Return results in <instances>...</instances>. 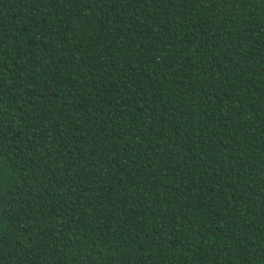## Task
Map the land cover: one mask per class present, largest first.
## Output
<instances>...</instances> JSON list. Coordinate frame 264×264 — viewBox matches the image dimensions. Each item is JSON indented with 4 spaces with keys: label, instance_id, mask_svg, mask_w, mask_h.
Returning <instances> with one entry per match:
<instances>
[{
    "label": "trees",
    "instance_id": "16d2710c",
    "mask_svg": "<svg viewBox=\"0 0 264 264\" xmlns=\"http://www.w3.org/2000/svg\"><path fill=\"white\" fill-rule=\"evenodd\" d=\"M0 264H264V0H0Z\"/></svg>",
    "mask_w": 264,
    "mask_h": 264
}]
</instances>
